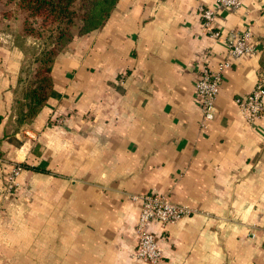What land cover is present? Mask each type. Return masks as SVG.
Segmentation results:
<instances>
[{"label": "crops", "instance_id": "0c3cea01", "mask_svg": "<svg viewBox=\"0 0 264 264\" xmlns=\"http://www.w3.org/2000/svg\"><path fill=\"white\" fill-rule=\"evenodd\" d=\"M214 6L118 0L54 58L47 101L24 123L19 77L40 41L0 16V264H145L132 256L130 195L152 191L195 210L150 224L159 264H264V114L247 121L234 101L264 84V0L218 9L216 39L198 12ZM245 29L255 53L228 56L225 36ZM202 65L221 72L206 127ZM12 162L22 169L9 191Z\"/></svg>", "mask_w": 264, "mask_h": 264}, {"label": "trees", "instance_id": "16d2710c", "mask_svg": "<svg viewBox=\"0 0 264 264\" xmlns=\"http://www.w3.org/2000/svg\"><path fill=\"white\" fill-rule=\"evenodd\" d=\"M118 0H0L4 18L21 16L19 35L40 41V49L21 68L16 110L19 123L29 122L47 101L54 58L75 34L101 27ZM264 68V46L259 58Z\"/></svg>", "mask_w": 264, "mask_h": 264}, {"label": "built area", "instance_id": "2783aa9c", "mask_svg": "<svg viewBox=\"0 0 264 264\" xmlns=\"http://www.w3.org/2000/svg\"><path fill=\"white\" fill-rule=\"evenodd\" d=\"M241 0H215L213 8L200 7L198 9L202 25L209 30L212 38L219 37V31L213 29L212 23L216 11L221 8L235 9ZM227 55L237 57L254 54L255 47L251 42V31H230L224 39ZM221 79L220 71H213L206 65L199 68L195 82V95L200 101L201 125L206 127L215 116L214 100L218 92ZM239 112L247 121L264 114V84L261 80L255 83L254 88L234 98ZM22 167L19 163H8L5 169L7 190L11 191L16 185V178ZM130 199L138 203L137 222L134 227L136 245L132 256L145 264H159L162 259V250L159 246L158 235L151 229L150 224L158 225L161 230L169 224L175 223L180 218L195 213V210L178 202L172 201L165 194L158 192L139 193L130 195Z\"/></svg>", "mask_w": 264, "mask_h": 264}, {"label": "rangeland", "instance_id": "374dc122", "mask_svg": "<svg viewBox=\"0 0 264 264\" xmlns=\"http://www.w3.org/2000/svg\"><path fill=\"white\" fill-rule=\"evenodd\" d=\"M0 16H2V12H1V6H0ZM4 18V17H3ZM9 19H11L12 21L16 22L17 24L19 23V29H18V32L20 31V28H21V16H17V17H10ZM16 19V20H15ZM15 29H17V26H15ZM24 37H30V36H24ZM33 38V37H31ZM33 39H36V38H33ZM38 40V39H36ZM39 41V40H38ZM38 43V42H37ZM41 45V44H40ZM39 50V48H37ZM31 50V49H30ZM29 50V52H30ZM34 55V54H33ZM32 57V56H31ZM27 62H25V65H26Z\"/></svg>", "mask_w": 264, "mask_h": 264}]
</instances>
